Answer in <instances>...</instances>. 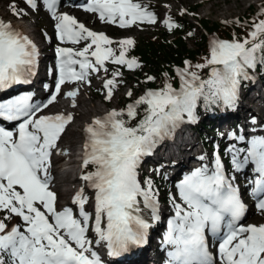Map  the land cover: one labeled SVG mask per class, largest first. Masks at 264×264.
Here are the masks:
<instances>
[{
    "label": "snow or ice",
    "instance_id": "6c2138e0",
    "mask_svg": "<svg viewBox=\"0 0 264 264\" xmlns=\"http://www.w3.org/2000/svg\"><path fill=\"white\" fill-rule=\"evenodd\" d=\"M20 3L23 8L10 4L12 16L22 19L29 10L39 11L42 6L55 21L61 43L84 42V46L57 47L58 79L54 94L44 104H33L27 95L0 101V121L16 127L13 132L0 126V264H103L96 246L116 256L145 241L151 225L140 215L141 204L152 220L159 219L157 190L150 179L138 178L143 158L180 124L195 122L201 103L206 108L218 104L234 107L241 81L250 78L249 70L264 65V18H259L264 17V8L245 38H213L204 63L185 61L176 70L179 88L167 82L166 74L161 87L148 89L122 109L93 118L83 129V166L95 168L82 176L94 192L90 213L83 190L71 201L75 208L59 210L50 186L52 152L73 115L38 113L56 101L63 85L91 86L93 74H104L103 94L110 101L122 82V69L142 68L129 56L135 41L120 39L114 48V41L103 32L90 30L75 17L59 12L61 0ZM81 7L100 22L120 29L158 22L142 0H87ZM163 23L170 32L181 27L171 16ZM38 57L37 45L0 19V91L30 83ZM109 65L117 67L110 70ZM205 69L206 78L201 75ZM154 80L146 77V82ZM66 95L72 107H77L79 89ZM127 95L131 98L133 93ZM229 139L236 137L230 134ZM226 153L232 171L251 167L250 195L257 200L258 212L264 213V135L248 140L246 147L230 145ZM234 181L217 153L211 167L196 168L177 185L181 203L172 200L174 217L164 236L168 264H264V224L241 225L247 209ZM209 237L218 241L216 255L210 251Z\"/></svg>",
    "mask_w": 264,
    "mask_h": 264
},
{
    "label": "rangeland",
    "instance_id": "374dc122",
    "mask_svg": "<svg viewBox=\"0 0 264 264\" xmlns=\"http://www.w3.org/2000/svg\"><path fill=\"white\" fill-rule=\"evenodd\" d=\"M143 3L147 4L149 6V10L153 11L156 16H157V23L156 24H138L134 25L131 28L128 29H120L116 25H108L105 23H102L98 20V18L95 15L92 16H84L80 12V10L74 8L73 11L75 12V15L78 17V19L88 25L93 31L96 32H103L106 34L110 39L119 41L120 39H125V38H130V39H137V40H142L144 38H156L161 35V33L166 29V26L164 25V20L167 19V17L171 14H180L181 11L184 10L185 16L189 17L192 22H196L194 17H200L202 19L208 20L211 23H216V22H221V23H227V22H235L238 21L240 18H242L244 15L250 14L252 9H254V12L260 9L262 6V3L264 0H142ZM11 3H17L19 4V7H24L22 3H20V0H0V17L4 21H9L13 24H18L20 26H23L26 30V32L32 33L37 41H41L39 43L40 47H47L48 51H45L44 55L47 56V61L51 60V56L53 55L54 51L56 50L58 44V39L55 33V21H53L45 12L42 11L40 8L39 11H28V15H26V18L18 19L10 14V4ZM195 5H198L197 8H193ZM230 9V10H228ZM61 11H67L66 9L62 8ZM60 11V12H61ZM85 13V12H84ZM196 24V23H195ZM198 28V33L199 36L201 37L202 31L201 27ZM212 34H208L207 37L210 38ZM199 41V40H198ZM195 40H188V46L192 49L196 48L195 46ZM84 46V42H81V44L77 47H74L75 49H82ZM45 60V59H44ZM43 64H45L43 62ZM115 67L113 65H109L110 70H114ZM93 78L98 79V82H93ZM104 78V74L101 73L100 75H95L93 74L91 77V86H88L87 84H79L78 86H69L66 89L63 90V96L75 89H79V94L83 92H87V96L89 97H94V100L97 101V103L101 106V110L105 113L103 116H105L109 111L113 109H121L122 103L124 102L125 97L127 96V93L129 92L128 87H122L119 86L115 90L113 98L109 101V105H105L101 100L105 99V96L103 94V89H102V81ZM257 84L253 89L250 90V93L254 91V89L259 88L262 86V81L259 78H256ZM146 91H143L140 95H143ZM249 93V95H250ZM140 95H133L132 99H137ZM87 96H83V99L87 100ZM246 98H242V102L245 101ZM78 101V100H77ZM62 102H65V100H62ZM86 104V107H85ZM84 104V111H89V102H86ZM239 105V104H238ZM239 107V106H238ZM238 107L234 108V112H232L229 116L235 115L239 110ZM70 113V111H67ZM99 116V117H103ZM217 118H212L208 119L206 122L210 123L214 127V131L217 130L218 132V137L220 136L222 138V141H225L224 144H222V148L224 149V152H226V149L228 148L229 144L226 143L228 142L226 140L227 135H224L222 130L224 127H221L222 123L220 121L225 119V116L221 119ZM262 120V124H264V111L261 109H257V115L255 118L256 120ZM200 121L202 119L200 118ZM220 122V123H219ZM231 123H229L230 125ZM192 127L195 130H197L195 127L191 124L188 123H182L176 128V132L171 134L169 137L164 139L166 140L167 143H173L172 138L180 133V131H183L186 129L185 134H188V130H191L192 128L187 129V127ZM241 126L240 123H237L234 127L235 132L238 130V128ZM77 128V127H76ZM74 128V129H76ZM249 131H252L251 127L247 128ZM179 130V131H178ZM202 133H205V130H201ZM244 132V131H242ZM199 135L200 132L197 130V135L196 139L197 142L199 143ZM73 136L72 134H68L66 136L67 139H71ZM77 137L78 135H75L73 138ZM210 137V136H209ZM62 140L57 143V147L54 149V151L59 152L62 150H59V146L61 145ZM200 147V143H199ZM213 151L211 149L207 150L206 155L208 160L212 159V154ZM154 153H152L150 156L145 158L144 160V165L143 169L146 173H149L150 175L155 174L157 177L162 178L161 181L166 182L169 184V187L166 188V191L163 190V188L157 184H153L155 189L158 192V203L160 208L166 209L171 211V214L174 215V209L172 206V200L175 199L177 203H181L179 200V193L177 188H175V185L173 184L172 179L170 176H166L167 171H165L166 166L162 162H155L153 158ZM227 154V153H226ZM228 158L229 155L227 154ZM62 166H55L52 165L50 168V173L51 170H57L61 168ZM76 169V172L78 173V176L80 177V172L82 169L84 170L83 174H87L89 172H92L95 170L93 165H89L87 168L83 166V168L79 166L72 167L70 166L67 170L71 169ZM51 177V175H50ZM56 177H51V180L53 181ZM138 178L141 180V176L138 174ZM170 178V179H169ZM168 179V180H167ZM71 192H69L66 196L63 198L60 196V192L57 190V188L52 187L51 185V190L55 192L57 196V200H60L59 203H57V208L60 210L63 209L62 205L63 204H68L69 202L72 201V199L75 197V193L78 192L80 189L84 191V195L89 198V205L87 206V210L91 213L93 211L92 209V204L91 201L94 198V192L88 188L86 182L81 179V183L77 184L74 188H71ZM73 189V190H72ZM68 207H73L75 206L71 204ZM147 210L150 214V211ZM171 215V216H172ZM15 223V221H13ZM246 223H252V224H264V213H260L252 208L249 214V219L246 221ZM97 251V249H96Z\"/></svg>",
    "mask_w": 264,
    "mask_h": 264
},
{
    "label": "bare ground",
    "instance_id": "6f19581e",
    "mask_svg": "<svg viewBox=\"0 0 264 264\" xmlns=\"http://www.w3.org/2000/svg\"><path fill=\"white\" fill-rule=\"evenodd\" d=\"M80 13L87 17L92 16L88 13H84V12H80ZM11 24L12 26H16V24L13 23ZM20 27L24 28L23 26ZM45 60H47V56H45ZM93 82H98V79L93 78ZM261 84L262 86L254 89L252 95L249 97L247 101L239 102L238 105L239 111L235 115L230 117L225 116V119L220 121L221 123L223 122L221 125V127H224L222 132L224 135H227L226 140L228 142L226 143H228L229 145H235L237 147L240 143L246 144L248 142V138H250L254 134H257L259 128L264 126V124H262V120L259 119L255 121L257 115V109L259 110L261 109L262 111H264V80L262 81ZM37 92L39 93L38 90ZM87 95H88L87 92L83 90V92L77 96L76 100H78L77 102L78 106L75 108L72 107L71 101L65 100V102H62V99L67 98V95H65V97L63 95L57 96L56 101L48 106L47 110L52 113H55L54 115L66 113V111H70V113L67 114H72L74 117L73 121L66 126L65 131L60 137L62 143L59 146V150L62 151L68 150V146L73 145L74 140H77L79 137H82L83 134H85L83 129L88 124L91 123L93 118H100L99 116H103L105 114L101 110L102 109L101 106L97 103L96 100H94V97H89ZM83 96H87V100L83 99ZM37 101H40L39 97H37ZM86 102H89V107H90L89 111H84L85 110L84 104ZM100 102H102L107 106L109 105V101L106 99H103ZM221 118L222 116L219 117L218 119ZM253 121H255V123H253ZM229 123L231 124L229 125ZM237 123H240L241 126L235 132L234 127ZM248 127H251L252 131H249L247 129ZM184 131H186V129L180 131L178 135L175 134V136L172 138L173 143L170 144L166 143L165 146L159 149L151 157V159L153 158L155 162H162L165 164L166 166L165 171H167L166 176L168 177L170 176V178H173L177 174V172H179L181 169H189L190 164L196 162L199 157L200 158L204 157L205 159H208L206 158L207 149L204 147V145L200 143L201 149L199 148V144L196 139L197 130L195 129L188 130V134H185ZM68 134H72L73 137L75 135H78V138L72 137L71 139H67L66 136ZM230 134L233 137H236V139H229ZM240 136L244 137L242 141L239 140ZM60 139L58 140V142L60 141ZM62 151L56 152L53 150L51 156V166L52 165L57 166L64 159L65 151H63L64 153ZM70 151H72V149H70ZM70 151H66V152L69 153ZM61 168L57 170H51L50 175L51 177H56L53 180V187L57 188V190L60 192V196L63 198L69 192H71L70 187L74 188L77 184L81 183L82 176L80 177L78 176V173L76 172L75 168L63 172L60 171ZM78 192H76L75 195ZM59 202L60 200H57V203ZM71 204H72L71 202H69L68 204L67 203L63 204L62 208L68 207V205L70 206ZM60 210L62 209L60 208ZM147 212H148L147 210H142L141 214L144 216V219L147 220L148 223L151 225V227L149 228L150 231L149 246L147 248L142 249L136 259L127 260L123 262L117 259H113V264H163V260L161 256L162 251L160 250L159 253L154 251L153 245L156 244V242L159 240L161 241L162 244L166 245L164 243V235L166 234L167 231L166 222L170 219V216L172 214L171 211L160 208L159 206V213H158L159 219L152 220L151 214ZM97 248H99V246L95 247V249Z\"/></svg>",
    "mask_w": 264,
    "mask_h": 264
},
{
    "label": "trees",
    "instance_id": "16d2710c",
    "mask_svg": "<svg viewBox=\"0 0 264 264\" xmlns=\"http://www.w3.org/2000/svg\"><path fill=\"white\" fill-rule=\"evenodd\" d=\"M262 6L263 7L261 8H264V2L262 3ZM197 7L198 5H195L193 8L195 9ZM261 8L255 12L254 9H252L250 14L244 15L238 20L240 23H236V21L211 23L200 17H194L196 21L195 24L185 15H169L174 21L181 25V27L179 29H174L171 32L166 28L161 35L156 38H144L142 40L133 39L135 45L130 49L129 56L136 58L142 65V68L132 72L122 69L123 77L119 86L128 87L133 95H140L146 88L157 89L161 87L166 81L167 74V82L171 83L173 87L179 88L180 81L179 77L176 76V69H182L185 61H188L193 65L204 63L205 58L209 56L208 34H216L224 40H232L234 37L237 39H243L249 31L251 22L259 17ZM198 26L204 31L201 37L197 31ZM189 33H192V35L190 36ZM188 40H195L196 48H190L188 46ZM113 47H117V44L114 43ZM207 73L208 69H205L201 72V75L206 78ZM147 76H153L155 77V80L152 82H146ZM249 77V79L241 81V83L247 87H252L256 78L264 80V65L258 64L255 69L249 70ZM133 100L135 99H132V97L129 98L127 95L122 103L121 109L127 104L132 103ZM230 112L231 108L222 104L206 108L203 103H201L197 108V114L202 119L197 127L206 149L212 148L210 137L213 132H215L213 125L206 121L210 118L214 119L221 117ZM201 130H205V133H202ZM160 144L161 141L156 147ZM144 158L138 169L141 181L150 179L153 184L160 185L163 190L166 191V188L169 187L168 183L161 181L162 178L157 177L155 174L150 175L144 171Z\"/></svg>",
    "mask_w": 264,
    "mask_h": 264
}]
</instances>
